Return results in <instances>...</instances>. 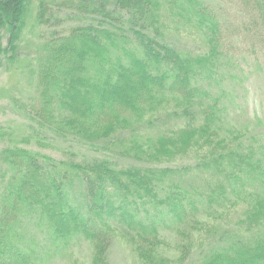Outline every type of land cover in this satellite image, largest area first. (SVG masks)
Masks as SVG:
<instances>
[{
	"label": "trees",
	"instance_id": "trees-1",
	"mask_svg": "<svg viewBox=\"0 0 264 264\" xmlns=\"http://www.w3.org/2000/svg\"><path fill=\"white\" fill-rule=\"evenodd\" d=\"M30 2L0 0V41L8 34L0 62L18 55ZM183 2L207 47L203 52L178 48L169 38L170 18L163 7L169 0L38 1L40 26H52L67 10L89 20L42 46L37 105L29 114L43 131L38 142L48 147L41 140L52 135L142 165L113 168L107 160H57L19 145L5 148L0 153L1 177H8L0 191V264H38L82 242L92 247L91 264H108L119 230L130 234L138 264H264V143L254 139L241 148L238 135L215 141L222 102L206 75L233 54L228 39H246L264 50V0H235L236 15L226 21L216 4ZM241 16L251 23L239 25ZM164 108L184 132L142 142L138 127L152 123L150 117ZM5 136L0 127V138ZM193 143L203 150L193 164L152 166L186 155ZM243 180L247 191L260 194L232 191V198L247 203L238 230L215 224L232 200L229 186L239 181L245 189ZM30 227L37 230V250L20 247ZM160 230L177 237V262L158 254ZM245 233L252 239H244ZM202 238L211 247L203 256L194 250Z\"/></svg>",
	"mask_w": 264,
	"mask_h": 264
},
{
	"label": "rangeland",
	"instance_id": "rangeland-1",
	"mask_svg": "<svg viewBox=\"0 0 264 264\" xmlns=\"http://www.w3.org/2000/svg\"><path fill=\"white\" fill-rule=\"evenodd\" d=\"M38 1L31 0L29 11L25 18V25L21 34V42L18 55L13 61L2 57L0 62V127L6 131V136L0 138V153L9 147L19 145L21 148L37 153L42 152L57 160H74L76 162H90L93 160H107L112 167L128 168L130 166H141L142 163L134 159L125 157L117 153L101 150L98 147L82 144L73 140L57 139L52 135H43L42 143L49 144L43 146L37 140V133L43 132L29 117L31 106L37 105V59L42 53V46L45 41L53 35L62 36L70 33L72 28L83 25L89 20L84 16L72 13L70 10L61 12L60 20L52 26H40L36 21L38 12ZM51 1V0H48ZM166 0H162L163 4ZM207 3L216 4L221 11V20L232 18L235 13V0H202ZM170 3L163 7L170 20L168 21L169 34L173 43L183 50L193 53L203 52L207 47L203 43L201 33L196 29L193 17L185 11L183 0L177 2L169 0ZM234 3V4H233ZM183 5V6H182ZM173 8H172V7ZM184 8V9H183ZM247 18L241 16L237 23L242 25ZM230 33V31H229ZM129 37L132 38L130 34ZM244 38V34H241ZM8 34L0 41L2 47H6ZM226 46L232 50L229 60L223 58L216 68L210 67L211 72L206 75L212 77L211 92L215 98L222 102V109L219 112L222 118L217 121V128L214 130L218 137L215 141L227 138L233 140V135H238L241 148L253 145L254 139L264 143V50L261 47H253L252 43L246 39H233L226 41ZM205 74L203 75V80ZM219 118V116H218ZM150 124H142L137 129L142 136H138L142 142L147 137L156 141L159 137L174 135L177 132H184L183 124L175 117L168 116L167 109H160L154 113ZM169 131V132H168ZM242 133V134H241ZM47 137V138H46ZM39 138V136H38ZM129 138L128 135H119L118 139ZM126 141V140H125ZM201 143V141H200ZM125 146L128 145L126 141ZM244 145V146H243ZM258 148L259 146H253ZM202 147L193 143L186 155L175 156L174 158H163L162 161L154 163L153 167H174L193 164L197 157L201 155ZM220 151V150H219ZM189 153V154H188ZM0 160V171L3 172ZM0 191L6 185L8 177H1ZM246 183V180H243ZM229 186V185H228ZM245 185L239 181H233L229 186L228 198H232V191L242 193L244 190L248 194H260L259 191H247ZM247 203L241 197L232 198L223 208L221 217L215 220V224L225 223L228 227L238 230V225L243 218ZM214 221V220H213ZM212 222V221H211ZM29 234L24 235L21 240L24 245L37 250V230L30 227ZM162 246L159 247L158 254L163 258H169L172 262L179 259L177 237L167 230H160ZM244 239L251 240L248 233ZM204 238L196 240L194 250L203 256L211 251V247L202 242ZM17 241V240H16ZM203 250L204 254L201 252ZM92 247L88 242L74 243L62 257H47L38 264H91ZM108 264H138L135 246L130 240V234L119 230L115 233L112 247L108 253Z\"/></svg>",
	"mask_w": 264,
	"mask_h": 264
}]
</instances>
